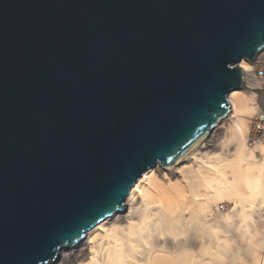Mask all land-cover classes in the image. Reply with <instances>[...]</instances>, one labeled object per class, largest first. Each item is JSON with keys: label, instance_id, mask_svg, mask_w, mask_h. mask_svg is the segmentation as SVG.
I'll return each instance as SVG.
<instances>
[{"label": "water", "instance_id": "water-1", "mask_svg": "<svg viewBox=\"0 0 264 264\" xmlns=\"http://www.w3.org/2000/svg\"><path fill=\"white\" fill-rule=\"evenodd\" d=\"M264 0H0V264H47L230 112Z\"/></svg>", "mask_w": 264, "mask_h": 264}, {"label": "bare ground", "instance_id": "bare-ground-1", "mask_svg": "<svg viewBox=\"0 0 264 264\" xmlns=\"http://www.w3.org/2000/svg\"><path fill=\"white\" fill-rule=\"evenodd\" d=\"M238 65L244 85L230 93L229 114L177 161L148 169L123 212L47 264H241L243 248L244 264H264V147L247 141L264 50Z\"/></svg>", "mask_w": 264, "mask_h": 264}, {"label": "built area", "instance_id": "built-area-1", "mask_svg": "<svg viewBox=\"0 0 264 264\" xmlns=\"http://www.w3.org/2000/svg\"><path fill=\"white\" fill-rule=\"evenodd\" d=\"M255 76L263 83V86L259 89H264V65L256 68ZM256 102L258 110L252 118L251 131L248 135L247 141L251 147L260 144L264 147V99L262 101L257 97Z\"/></svg>", "mask_w": 264, "mask_h": 264}, {"label": "rangeland", "instance_id": "rangeland-1", "mask_svg": "<svg viewBox=\"0 0 264 264\" xmlns=\"http://www.w3.org/2000/svg\"><path fill=\"white\" fill-rule=\"evenodd\" d=\"M256 92H257V94H258V98H260L262 101H263V99H264V89H262V90H260V89H256L255 90ZM222 132V130H220L219 131V133H221ZM233 206L231 205H226V207L224 208V207H222V209L223 210H225L226 212H227V210L229 209V208H232ZM260 251L261 252H264V248L262 247V248H260ZM241 261L239 262V263H243L244 264V262H246V263H250V261H251V259H252V257L250 256V254H248L247 253V251L243 248L242 250H241Z\"/></svg>", "mask_w": 264, "mask_h": 264}]
</instances>
